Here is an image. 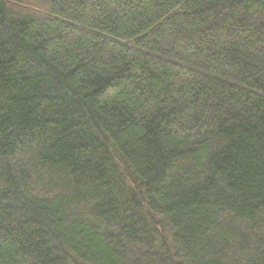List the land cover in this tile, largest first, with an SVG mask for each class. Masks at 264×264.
<instances>
[{
  "label": "trees",
  "instance_id": "obj_1",
  "mask_svg": "<svg viewBox=\"0 0 264 264\" xmlns=\"http://www.w3.org/2000/svg\"><path fill=\"white\" fill-rule=\"evenodd\" d=\"M0 264H264V0H0Z\"/></svg>",
  "mask_w": 264,
  "mask_h": 264
}]
</instances>
